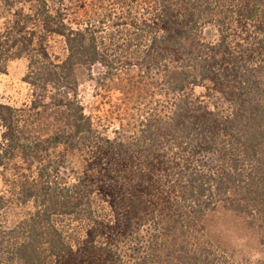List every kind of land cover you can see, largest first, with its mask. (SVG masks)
<instances>
[{
  "label": "trees",
  "instance_id": "obj_1",
  "mask_svg": "<svg viewBox=\"0 0 264 264\" xmlns=\"http://www.w3.org/2000/svg\"><path fill=\"white\" fill-rule=\"evenodd\" d=\"M21 56L29 115L65 121L41 137L0 105V200L25 210L0 264H237L219 208L264 248V0H0V73Z\"/></svg>",
  "mask_w": 264,
  "mask_h": 264
},
{
  "label": "rangeland",
  "instance_id": "obj_2",
  "mask_svg": "<svg viewBox=\"0 0 264 264\" xmlns=\"http://www.w3.org/2000/svg\"><path fill=\"white\" fill-rule=\"evenodd\" d=\"M5 18H9V16H5ZM5 18H1L2 23ZM203 35L206 41H213L217 37V30L213 26H209L204 30ZM52 47L53 57H64L62 43L56 41ZM28 65L29 62L25 56L14 58L7 63L6 71L0 73V105L22 111L21 113L26 115L25 120L36 125V134L46 137L53 129L63 124L65 117L57 111L50 112L49 110H41L38 114L29 115L31 113L29 109L32 102V88L25 82ZM101 72L102 69L99 66L92 70L76 69L80 95L88 103L94 99L96 92L92 79L98 78ZM8 189L0 168V198ZM24 215L25 210L14 205L4 209L0 200V227H11ZM204 223L207 237L216 246L227 249L237 264H264V248L260 244V235L256 230L250 229L243 218L219 208L216 212L209 214ZM3 264L8 263L4 262Z\"/></svg>",
  "mask_w": 264,
  "mask_h": 264
}]
</instances>
